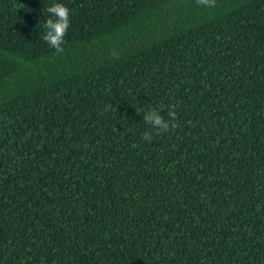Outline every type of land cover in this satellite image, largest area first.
I'll return each instance as SVG.
<instances>
[{"label":"trees","instance_id":"1","mask_svg":"<svg viewBox=\"0 0 264 264\" xmlns=\"http://www.w3.org/2000/svg\"><path fill=\"white\" fill-rule=\"evenodd\" d=\"M0 264H264V0H0Z\"/></svg>","mask_w":264,"mask_h":264},{"label":"clouds","instance_id":"2","mask_svg":"<svg viewBox=\"0 0 264 264\" xmlns=\"http://www.w3.org/2000/svg\"><path fill=\"white\" fill-rule=\"evenodd\" d=\"M195 3L201 7L214 8L216 7L217 0H195ZM47 12L51 14L52 18H49L44 24L46 31L43 39L57 54H61L64 52L63 44L70 27L69 9L62 3H53L47 8ZM172 108L174 106H170L167 120L161 115V110L157 108L148 109L143 116V120L157 134L168 132L170 129H175L178 126L176 123V114L171 110ZM142 138L145 141L151 142L152 137L146 131L142 134Z\"/></svg>","mask_w":264,"mask_h":264}]
</instances>
